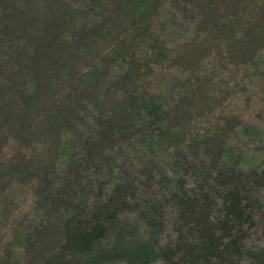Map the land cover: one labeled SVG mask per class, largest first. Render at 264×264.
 I'll list each match as a JSON object with an SVG mask.
<instances>
[{"label":"trees","instance_id":"trees-1","mask_svg":"<svg viewBox=\"0 0 264 264\" xmlns=\"http://www.w3.org/2000/svg\"><path fill=\"white\" fill-rule=\"evenodd\" d=\"M232 1L247 0H63L40 44L28 2L0 0V151L20 148L0 191H32L0 238V264H264V10L255 0L248 29L237 30L236 9L218 20V5ZM105 25L123 39L35 135L27 123L45 114L42 79ZM222 25L242 57L238 91L194 132L188 105L218 66L163 52Z\"/></svg>","mask_w":264,"mask_h":264},{"label":"rangeland","instance_id":"rangeland-1","mask_svg":"<svg viewBox=\"0 0 264 264\" xmlns=\"http://www.w3.org/2000/svg\"><path fill=\"white\" fill-rule=\"evenodd\" d=\"M24 1L28 2V17L31 19L29 31L42 44L52 35L50 27L62 14L63 0ZM258 1L260 8L264 10V0ZM256 6L258 4H256L255 0L238 3L233 1L224 2L223 5H218V8L222 11L221 15H223H218V20L220 21V18L234 13L236 9L237 16H239V20L236 23L237 30H246L248 25H250V15ZM117 22L120 23L119 20ZM118 27L116 25H105L102 29H98V32H95L94 36H91L86 41V47L82 48L63 69L59 67L58 71L50 75L48 81H44V78L42 79V92L40 98H38L39 103L36 111L44 112L45 114L43 117L37 118L34 125H32L34 117L30 116L27 123L35 135L48 129L53 117L60 108L70 106L75 102L76 94L79 93V89L82 86L80 84L81 81H79L82 77L80 75L96 66L94 63L100 64L103 58L110 55L111 50L117 44L116 42L121 38L123 39L122 35L117 34ZM225 30L224 26L223 30H212L209 36L199 44L187 45L185 50L179 52L164 50L163 52L164 56L177 58L185 66L191 64L195 59L202 58L204 55H207L218 66L219 70L216 74H212L204 82H200L199 87L203 88H199L195 92L194 98L188 105L189 111L193 112L194 117H196L191 125V131L194 132L202 133L207 130L219 118L222 109L238 91V64L242 57L239 59L235 55L236 45L232 44L230 33L228 31L224 32ZM262 37L259 35L256 38L259 46L262 44ZM251 40L254 41V39ZM251 40L248 42L247 39L244 43L240 41L239 44L247 48V43L250 44ZM157 58V54L153 55L151 61H155ZM18 144L19 142L15 141L8 143L7 148L0 151L2 158L0 160V172L5 171L8 160L20 149L17 147ZM6 180H0V184L4 186ZM31 201L32 191L29 186H7L3 191H0V238L27 211Z\"/></svg>","mask_w":264,"mask_h":264}]
</instances>
